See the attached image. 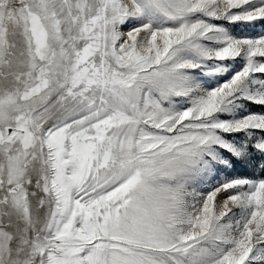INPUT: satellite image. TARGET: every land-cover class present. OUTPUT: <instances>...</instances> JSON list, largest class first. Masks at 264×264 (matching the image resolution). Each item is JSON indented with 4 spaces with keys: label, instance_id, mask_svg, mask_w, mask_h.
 Segmentation results:
<instances>
[{
    "label": "snow or ice",
    "instance_id": "1",
    "mask_svg": "<svg viewBox=\"0 0 264 264\" xmlns=\"http://www.w3.org/2000/svg\"><path fill=\"white\" fill-rule=\"evenodd\" d=\"M0 264H264V0H0Z\"/></svg>",
    "mask_w": 264,
    "mask_h": 264
}]
</instances>
